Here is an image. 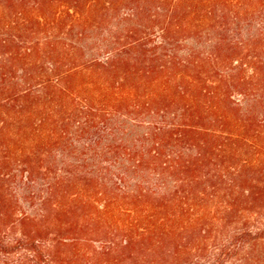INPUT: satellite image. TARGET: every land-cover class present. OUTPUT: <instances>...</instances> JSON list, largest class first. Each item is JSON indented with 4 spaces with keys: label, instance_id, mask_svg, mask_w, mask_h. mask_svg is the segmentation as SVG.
<instances>
[{
    "label": "trees",
    "instance_id": "1",
    "mask_svg": "<svg viewBox=\"0 0 264 264\" xmlns=\"http://www.w3.org/2000/svg\"><path fill=\"white\" fill-rule=\"evenodd\" d=\"M157 1L0 0L1 251L19 230L54 264L90 223L154 264H243L264 241V29L225 25L264 0Z\"/></svg>",
    "mask_w": 264,
    "mask_h": 264
},
{
    "label": "rangeland",
    "instance_id": "2",
    "mask_svg": "<svg viewBox=\"0 0 264 264\" xmlns=\"http://www.w3.org/2000/svg\"><path fill=\"white\" fill-rule=\"evenodd\" d=\"M155 4H158L157 0L151 2L150 5L147 4L148 6L144 7V11L147 13L154 12ZM227 11L231 13L229 23L225 25L230 30L237 32H254L257 29H264V6L258 5L255 7L253 2L245 3V5L232 3L231 7L227 6ZM109 24V26L105 25L102 30H108L110 26H112L111 23ZM18 73L21 74L22 71ZM238 97L241 98V96ZM15 124L18 123L11 121L12 126L10 127L13 130L17 128L14 126ZM8 134V131L6 135L2 134V138L6 141L9 139H7ZM12 169H16V166H13ZM37 187L39 186H36L37 190L35 194L31 195V193L34 192L31 191V193H29V191L25 190L24 186L21 184V178L17 177L11 180L9 192L15 196L14 200L17 199L23 209L29 211L38 204V198L40 197L38 194L41 191L38 190ZM31 196L34 197L31 198ZM2 197L3 195L0 193V204L2 206L10 203L7 200H3ZM109 226L115 227L107 223H90L87 227L89 230H92L93 233L88 231V233H84L83 235H70V239L68 240L70 245L61 243L55 244L56 249L54 250V256L56 259L54 264H154L151 263L150 257L142 250L133 251L132 249L122 247L115 248V245H113L111 241L112 238L105 237L103 234V231L108 229ZM28 228H32V226H28ZM20 235L19 230H15L14 232L6 234V236H2V243L10 245L12 252L6 253L0 250V264H23L21 260H23L22 262H24V264H28L31 256L26 252V241L21 240ZM52 242L51 236L42 238V244L44 245H50ZM247 253L249 260L243 264H264V241L249 247L243 255ZM38 259L39 264H53L47 261L45 255L39 256Z\"/></svg>",
    "mask_w": 264,
    "mask_h": 264
}]
</instances>
